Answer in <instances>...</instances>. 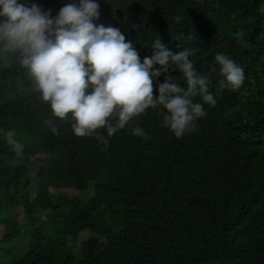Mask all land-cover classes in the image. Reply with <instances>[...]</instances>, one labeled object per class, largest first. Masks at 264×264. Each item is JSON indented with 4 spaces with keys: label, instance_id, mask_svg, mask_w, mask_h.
<instances>
[{
    "label": "trees",
    "instance_id": "1",
    "mask_svg": "<svg viewBox=\"0 0 264 264\" xmlns=\"http://www.w3.org/2000/svg\"><path fill=\"white\" fill-rule=\"evenodd\" d=\"M97 2L94 23L118 28L141 60L158 37L174 53L197 49L190 59L211 81L216 104H205L197 129L181 138L162 124L161 109H148L105 146L94 136L76 137L70 121L53 117L30 91L26 70L11 54L0 53V188L18 190L26 181L30 189L36 176L37 201L43 203L33 208L34 219L56 188L82 192L94 186L88 205L63 223L68 236L91 233L82 245L83 260L26 248L11 264H264V0ZM40 7L54 17L61 1L40 0ZM240 36L248 47L237 44ZM217 53L243 68L240 89L218 90ZM163 80L161 74L154 83ZM6 124L41 143L15 144L2 130ZM137 124L149 139L133 135ZM105 174L114 181L100 183ZM103 205L124 212L118 231L95 219Z\"/></svg>",
    "mask_w": 264,
    "mask_h": 264
},
{
    "label": "clouds",
    "instance_id": "2",
    "mask_svg": "<svg viewBox=\"0 0 264 264\" xmlns=\"http://www.w3.org/2000/svg\"><path fill=\"white\" fill-rule=\"evenodd\" d=\"M99 8L97 0H73L53 17L51 9L44 11L28 0H0V53L11 54L26 70L30 91L53 117L70 121L76 137L94 136L107 146L108 138L118 130L148 109L158 108L162 124L176 138L194 132L198 119L206 115L204 105L216 104L209 91L211 81L195 70L190 59L197 49L174 53L158 37L150 44L151 55L141 60L133 42L118 28L94 23ZM174 19L179 23L182 18ZM236 42L248 47L243 36ZM214 61L221 77L218 90L240 89L245 80L243 68L223 53H217ZM211 71H216L215 66ZM161 74L163 82L154 83ZM196 97L202 102H196ZM46 123L51 126V121ZM51 131L58 134L55 126ZM132 133L149 139L138 124Z\"/></svg>",
    "mask_w": 264,
    "mask_h": 264
},
{
    "label": "rangeland",
    "instance_id": "3",
    "mask_svg": "<svg viewBox=\"0 0 264 264\" xmlns=\"http://www.w3.org/2000/svg\"><path fill=\"white\" fill-rule=\"evenodd\" d=\"M60 1L61 7L73 2V0ZM28 2L40 6V0H28ZM2 130L5 134L11 131L13 133L11 138L17 145L36 147L41 143L40 139L32 138L14 126L6 124ZM7 165L13 167L11 162ZM108 181L114 180L109 177V174H105L100 183ZM37 182V177L32 176L30 189L27 188L26 181L20 185L18 190L0 188V264H11L13 257L20 258L26 248L29 252L40 249L49 251L60 258L68 259L72 256L77 261L83 260L82 245L91 237V233L86 230L78 238L68 236L63 223L75 209L85 208L86 203L88 205L94 195L93 184L82 192L75 188H56L54 199L46 202L43 213L40 215V210L38 212L40 216L33 219L31 216L33 208H40L43 203L37 201L39 195ZM28 201L30 204H27ZM123 213L119 210L111 212L104 205L97 206L95 219L118 231L123 225ZM39 230L41 236L37 234ZM8 235H12L13 239L8 240Z\"/></svg>",
    "mask_w": 264,
    "mask_h": 264
}]
</instances>
